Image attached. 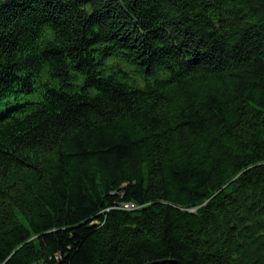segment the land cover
Here are the masks:
<instances>
[{
	"label": "trees",
	"instance_id": "16d2710c",
	"mask_svg": "<svg viewBox=\"0 0 264 264\" xmlns=\"http://www.w3.org/2000/svg\"><path fill=\"white\" fill-rule=\"evenodd\" d=\"M0 264H264V0H0Z\"/></svg>",
	"mask_w": 264,
	"mask_h": 264
}]
</instances>
